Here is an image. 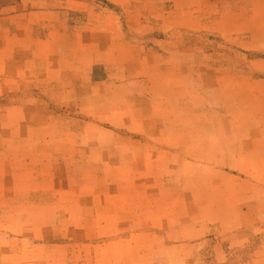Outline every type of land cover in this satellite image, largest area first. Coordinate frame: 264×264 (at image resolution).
Here are the masks:
<instances>
[{"label": "crops", "instance_id": "crops-1", "mask_svg": "<svg viewBox=\"0 0 264 264\" xmlns=\"http://www.w3.org/2000/svg\"><path fill=\"white\" fill-rule=\"evenodd\" d=\"M103 2L112 8L95 0H13L1 9L0 98L12 104L0 110V128L25 131L27 89L35 105L75 102L77 114L96 125L85 132L82 148H113L114 165L175 176L187 188L174 194L173 211L191 215V236L219 230L231 246L246 244L264 224V114L244 101L247 94L264 100L254 91L263 81L231 76V67L217 66L212 54L205 63L183 55L202 51L179 38H236L239 49L264 52L258 47L264 0ZM247 80L254 87L248 93ZM58 85L66 89L43 94V87ZM32 115L40 114L34 108ZM107 136L126 140V151L120 142H100ZM8 143L21 153L0 160L25 165L23 140ZM259 235L254 264L264 262V229Z\"/></svg>", "mask_w": 264, "mask_h": 264}, {"label": "rangeland", "instance_id": "rangeland-1", "mask_svg": "<svg viewBox=\"0 0 264 264\" xmlns=\"http://www.w3.org/2000/svg\"><path fill=\"white\" fill-rule=\"evenodd\" d=\"M11 1L0 0V11ZM95 3L112 8L103 0ZM179 39L202 51L183 55L205 63L212 54L217 66L231 67V76L262 80L260 90L254 91L264 97V52L241 50L236 38L183 33ZM246 84L248 93L254 87L248 80ZM50 88L62 91L66 86L43 87V94L48 96ZM8 103L12 101L0 98V110ZM244 103L256 115L264 114V100L247 94ZM65 104L43 99L35 105L27 89L25 131L0 128V158L18 156L20 151L9 147V141L20 139L27 146L25 165L0 160V264H254L264 224L239 246H231L219 230L191 236V215L173 211L174 194L186 185L157 170L142 175L141 166L114 165L113 148H82L85 132L96 125L77 114L75 102L69 108ZM106 141L126 140L101 137L100 142ZM70 142L75 146L69 147ZM38 143L46 144L40 148ZM133 150L141 156L140 148ZM114 189L132 190L134 196L118 198Z\"/></svg>", "mask_w": 264, "mask_h": 264}]
</instances>
